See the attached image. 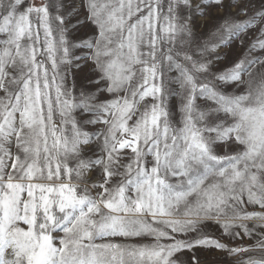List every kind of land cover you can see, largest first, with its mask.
Here are the masks:
<instances>
[{"label":"snow or ice","instance_id":"snow-or-ice-1","mask_svg":"<svg viewBox=\"0 0 264 264\" xmlns=\"http://www.w3.org/2000/svg\"><path fill=\"white\" fill-rule=\"evenodd\" d=\"M212 5L226 6L0 0V264H184L185 251L187 264H200L198 248L264 253V0L229 11L216 42H201L192 14ZM81 11L97 35L75 44ZM249 32L258 34L245 56L213 71L217 49ZM81 47L85 56L72 54ZM80 59L95 64L93 83L104 85L95 93L68 79ZM208 222L256 243L229 247L202 231ZM144 237L151 243L114 240ZM242 264H264V255Z\"/></svg>","mask_w":264,"mask_h":264},{"label":"rangeland","instance_id":"rangeland-1","mask_svg":"<svg viewBox=\"0 0 264 264\" xmlns=\"http://www.w3.org/2000/svg\"><path fill=\"white\" fill-rule=\"evenodd\" d=\"M30 0H25L27 4ZM36 3L42 2V0H35ZM68 3H71L72 0H67ZM256 3L259 0H255ZM165 5L167 4V0H164ZM193 6L199 3V0H192ZM249 3V0H238L235 7L229 9L227 7L228 0H225V7L220 8L215 5L208 6L206 8V12L204 15H196L195 11L192 14L193 20V28L196 32L199 40L201 42H216V37L212 35L213 32L216 30V26L220 21L221 17L231 11L233 14L240 11V8ZM77 6H79V0H76ZM85 13L83 11L80 12L79 20L81 23L77 26L75 30L71 31L69 39L75 43L80 44L83 41H89L93 39L97 35V28L96 26L90 21L84 19ZM243 18V17H241ZM71 23L75 24L76 20L73 19ZM258 33L256 32H249L246 35H242L238 39H233L230 44L227 46H223L217 51L221 55V60L216 64V67L213 71L216 70H223L224 66H231L232 62L238 61L243 58L247 52L248 47L253 43L256 39ZM243 41V43H241ZM72 54L75 56L83 57L88 53V49L86 48H74L71 50ZM256 55H260V53H256ZM78 63L81 65L79 68H71L69 74V81L74 83L75 88L78 91L84 92H96L97 88L104 87L103 84H94L93 81L98 79V75L95 72V64L91 59H80ZM173 88L176 86L173 85ZM228 92L236 91L235 86L227 88ZM3 95V93H0ZM101 99H108L109 94L104 92L100 96ZM169 109L173 113L174 120L179 121L180 114L178 111L180 99L178 96H172L169 99ZM198 103L203 104L204 102L198 101ZM221 153L224 151L223 145L220 148ZM249 210H254L249 208ZM202 231L207 235L214 237L220 240L222 243L227 244L229 247H237V246H251L256 243L254 238L250 239L247 236H243L242 239L232 240L226 235H223L222 231L218 227V225L208 222L202 228ZM115 242L120 243H128V244H144V243H151V238L144 237V238H131V239H124V238H114ZM98 243L101 241H97ZM197 259L200 261V264H242L243 260H246L249 256H255L256 258H260L264 253H260L259 251L249 252V253H239L230 255L227 251L215 249V248H198L194 250ZM193 255L192 252L185 251L182 256L181 260L184 261V264H187L189 258Z\"/></svg>","mask_w":264,"mask_h":264}]
</instances>
